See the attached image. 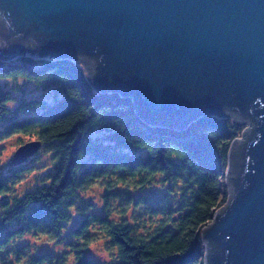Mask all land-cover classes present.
<instances>
[{"label":"trees","instance_id":"16d2710c","mask_svg":"<svg viewBox=\"0 0 264 264\" xmlns=\"http://www.w3.org/2000/svg\"><path fill=\"white\" fill-rule=\"evenodd\" d=\"M19 78L37 82L45 91L53 86L52 92L62 99L49 104L46 93L18 98L1 83ZM12 103L17 104L13 109ZM144 118L135 111L132 97L95 92L83 69L69 59L38 63L27 55L13 62L0 60V160L5 150L1 143L15 136L40 141L50 154L49 165L41 167L35 160L28 162L34 155L22 164L3 163L0 264L22 259L25 264H105L86 253L98 239L91 233L94 227L108 239L107 249L116 252L110 264H206V258L219 252L213 241L206 249L202 238L229 199L227 180L239 176L251 135L234 152L232 172L227 174L231 146L241 137L242 125L230 117L203 115L177 130ZM98 130L103 138L94 135ZM123 147L145 148L146 154H131ZM42 168L47 169L43 176L19 194L17 186ZM157 177L169 192L134 195ZM95 185L103 189L106 214L79 210L85 216L65 235V250L32 255L28 246H17L16 241L28 234L63 239L72 203ZM113 200L121 201L119 214L132 207L147 219H110V212L117 211ZM145 220L151 228L140 231Z\"/></svg>","mask_w":264,"mask_h":264},{"label":"water","instance_id":"95a60500","mask_svg":"<svg viewBox=\"0 0 264 264\" xmlns=\"http://www.w3.org/2000/svg\"><path fill=\"white\" fill-rule=\"evenodd\" d=\"M27 52L81 59L94 90L123 89L145 122L249 123L231 146L227 174L251 135L240 174L202 239L220 249L206 264H264V0H0V59ZM40 146L21 145L12 162Z\"/></svg>","mask_w":264,"mask_h":264},{"label":"rangeland","instance_id":"374dc122","mask_svg":"<svg viewBox=\"0 0 264 264\" xmlns=\"http://www.w3.org/2000/svg\"><path fill=\"white\" fill-rule=\"evenodd\" d=\"M27 55L34 57V59L37 60L38 63H41L42 60H52V59H69L70 61H73L75 64L79 65L88 81L91 83V81L89 80L90 75L88 74V68L87 65L81 60V59H75V58H62L56 55H52V54H48V55H41L36 53L31 54L30 52H27ZM25 55V56H27ZM2 60V59H0ZM4 61V60H2ZM18 61V60H17ZM13 62V60H12ZM2 85L4 87H6L7 89H10L13 91V93L15 95L19 97L21 96H25L27 98L32 97V96H38L42 93H46L44 98L48 101L49 104H54L56 103L58 100L62 99V95L61 94H54L53 91V86L50 87H46V91L43 88V85L40 86L37 84V82H32L29 81L27 79L24 78H19L17 80H2ZM92 86L94 85L93 83H91ZM94 89V86H93ZM108 90H110L111 92L109 93H118L120 96H124L125 94H122L121 92H124L123 89L121 88H108ZM97 93H102V94H108V93H104L102 91H99L98 89L94 90ZM127 97H132L130 94L125 95ZM133 98V97H132ZM134 100V98H133ZM17 104L12 103L10 104V107L13 109ZM23 115L20 114L19 117H22ZM198 116H194L191 120H187L185 125L183 127L177 126V130H184L186 129L189 125H191L192 123L196 122V120H198L199 118H197ZM232 119V118H231ZM234 124H238L235 120H232ZM238 125H242L245 129V131L249 130V128L251 127L249 123L247 122H243L241 124ZM170 126V125H169ZM173 127V126H172ZM95 136H98L99 138H103L104 133L102 131H96ZM30 139L29 138H24L23 141L15 136L12 137L8 140H5L4 142L1 143V145L4 146V155L2 157V159L0 160V172L2 170H4V166L3 163L5 164L7 161H11L13 158L14 153L17 151L18 147H20V145H23L24 142H29ZM21 143V144H20ZM123 150L131 153V154H136V155H144L146 154V149L145 148H139V149H133V148H129V147H123ZM49 158H50V154L47 152L45 153L44 151V146H40V149L35 153V155L33 156V158L28 161L29 163H32V161H34V163L37 166H45V165H49ZM48 168V167H47ZM47 169H40L36 172H33L31 174H28V176L26 177L25 181L22 182L21 184H19V186H17V192L19 194H22L24 191H26L27 189L32 188V186L43 176V174L46 172ZM168 191V185L162 183V180L160 179V177H157L156 180L149 185L148 187H146L143 190H139V191H134V195L138 196V195H147V194H166ZM16 194V193H15ZM103 194V189L98 186L95 185L93 187H91L89 190H87L86 192H82L80 193V197L75 199V202L72 203V207H71V211H72V218L70 220V222H68V224L66 225V228L64 230V233L62 235L63 239H58V240H51L49 239L47 236L44 235H40V236H36L34 237L33 235H26L25 237H23L22 239H19L16 241L17 246H28V250L27 252L29 254L32 255H39L43 252H50L52 254H59L61 253L63 250L66 249V244H67V237H65V235L68 233V231L70 229H72L73 227H75L76 225L79 224V222L84 218L85 215L81 214L79 212V210L81 209H85V213H99V214H106L103 211V200L101 195ZM4 199V197L0 196V202ZM172 202H174V199H172ZM112 207H114L117 211H112L110 212L111 215L109 216L110 219H116L118 220L119 218H127L128 221L130 223H133L139 219H143L147 217L145 216H141V212L138 209L135 208H129L126 211H124V213L119 214L118 210L121 208V201L119 200H113L112 202ZM137 218V219H136ZM137 223V222H136ZM146 223V227H142L139 228L140 231H145L144 228H151L148 227L150 226L149 221L145 220ZM91 233L94 236H97L98 239L94 242H92L88 248L86 249V253L88 256H90L91 258H94L96 260H98L99 262L105 263V264H110L113 262V260L115 259L116 256V252L114 250L111 249H107V243L109 242L108 239L105 237V235H103V233L99 232V229L94 227L93 229H91ZM26 250V249H25ZM13 264H25V259H22L21 262L19 263H14ZM73 264V262L71 263Z\"/></svg>","mask_w":264,"mask_h":264}]
</instances>
